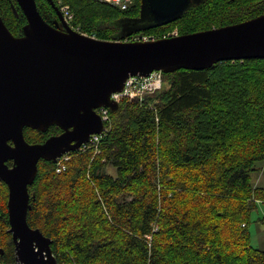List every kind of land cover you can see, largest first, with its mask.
<instances>
[{
  "label": "trees",
  "instance_id": "obj_1",
  "mask_svg": "<svg viewBox=\"0 0 264 264\" xmlns=\"http://www.w3.org/2000/svg\"><path fill=\"white\" fill-rule=\"evenodd\" d=\"M61 2L72 27L104 40L140 5ZM36 6L46 22L56 19L46 0ZM262 13L264 0H202L175 21L131 36L193 33ZM0 17L13 35L22 34L25 17L15 0H0ZM161 76L156 95L121 99L109 110L98 152H70L61 173L54 162L38 161L26 221L50 239L57 264H264V249L252 247L248 230L251 212L264 206V188L251 183L264 163V59ZM58 133L55 125L23 128L28 143ZM6 201L0 182V264H18Z\"/></svg>",
  "mask_w": 264,
  "mask_h": 264
},
{
  "label": "water",
  "instance_id": "obj_2",
  "mask_svg": "<svg viewBox=\"0 0 264 264\" xmlns=\"http://www.w3.org/2000/svg\"><path fill=\"white\" fill-rule=\"evenodd\" d=\"M46 1L56 14L52 23L42 18L36 0H15L25 17L21 35H13L0 17V182L7 187V231L18 264H57L50 239L26 221L38 161L55 163L101 134L95 110L118 108L110 95L122 90L127 77L264 59V13L193 33L122 40L171 23L202 1L139 0L138 15L115 22L117 32L104 40L71 28L56 3ZM52 125L60 133L40 143L25 141L24 127L45 132Z\"/></svg>",
  "mask_w": 264,
  "mask_h": 264
},
{
  "label": "built area",
  "instance_id": "obj_3",
  "mask_svg": "<svg viewBox=\"0 0 264 264\" xmlns=\"http://www.w3.org/2000/svg\"><path fill=\"white\" fill-rule=\"evenodd\" d=\"M106 2L112 6L118 7L122 10L127 9L131 4L132 0H100ZM61 15L65 22L73 28L69 21L72 18V14L69 12L68 5L60 4L59 2L56 4ZM75 29V28H73ZM78 31V29H77ZM177 31H173L168 33L165 37L176 36ZM155 39L149 36H143L142 34H136L131 36L129 40L131 41H145ZM162 88V76L160 71H152L146 77L141 76H129L125 79L123 88L119 92H114L110 95V99L115 102H119L121 99L131 100L142 102L146 99L147 96L156 95L160 89ZM95 112L99 115L101 121L103 122V131L101 134H92L90 135L88 141L82 144L78 150L84 151L88 148H92L94 152H98V145L101 139V136L107 131V122L110 120L109 118V110L106 107H99L95 110ZM69 158V153L64 154L59 157L55 162L54 171L55 173H61L66 169V160Z\"/></svg>",
  "mask_w": 264,
  "mask_h": 264
},
{
  "label": "rangeland",
  "instance_id": "obj_4",
  "mask_svg": "<svg viewBox=\"0 0 264 264\" xmlns=\"http://www.w3.org/2000/svg\"><path fill=\"white\" fill-rule=\"evenodd\" d=\"M60 4H63L61 0H57ZM75 30H77L76 27ZM176 31V29L172 30L171 32ZM169 32V33H171ZM84 34V33H83ZM143 36H149L152 38H157L153 35L149 34H142ZM93 37V36H91ZM94 38H96L94 36ZM148 98L152 96H147ZM146 97V98H147ZM151 102V101H150ZM153 103V102H151ZM110 121V120H109ZM109 121L107 122V126L109 125ZM68 159L66 160V162ZM65 162V163H66ZM107 171L109 173H113V168L108 166ZM251 183L254 186H259L264 188V163L261 165V169L258 172L251 174ZM264 220V206L262 204L257 205V209L253 210L249 217V223H248V230L250 235V243L252 247L258 248V249H264V225L261 223V221Z\"/></svg>",
  "mask_w": 264,
  "mask_h": 264
},
{
  "label": "flooded vegetation",
  "instance_id": "obj_5",
  "mask_svg": "<svg viewBox=\"0 0 264 264\" xmlns=\"http://www.w3.org/2000/svg\"><path fill=\"white\" fill-rule=\"evenodd\" d=\"M8 163H10V164H8ZM7 165H8V166H11V165H12L11 161H8V162H7ZM1 255H2V254H1Z\"/></svg>",
  "mask_w": 264,
  "mask_h": 264
}]
</instances>
